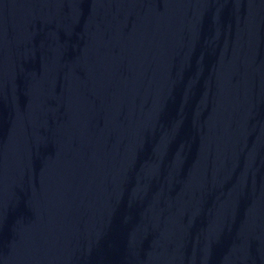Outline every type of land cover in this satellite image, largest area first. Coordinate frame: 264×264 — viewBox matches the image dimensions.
<instances>
[{
  "label": "water",
  "instance_id": "water-1",
  "mask_svg": "<svg viewBox=\"0 0 264 264\" xmlns=\"http://www.w3.org/2000/svg\"><path fill=\"white\" fill-rule=\"evenodd\" d=\"M0 264H264V0H0Z\"/></svg>",
  "mask_w": 264,
  "mask_h": 264
}]
</instances>
